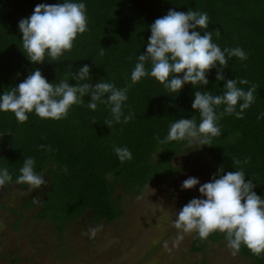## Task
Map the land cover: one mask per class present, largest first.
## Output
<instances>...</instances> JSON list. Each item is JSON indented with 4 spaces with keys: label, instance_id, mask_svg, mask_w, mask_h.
I'll return each mask as SVG.
<instances>
[{
    "label": "trees",
    "instance_id": "1",
    "mask_svg": "<svg viewBox=\"0 0 264 264\" xmlns=\"http://www.w3.org/2000/svg\"><path fill=\"white\" fill-rule=\"evenodd\" d=\"M61 2L0 0V94L17 86L36 68L55 83L60 78L70 79L72 72L87 64L91 83L105 79L117 88H128L124 113L131 112L134 117L128 123H108L112 119L109 106L98 105L92 111L87 107L88 97L84 105L73 106L67 118L59 121L31 113L28 121L18 123L11 112L0 113V165L7 166L13 175V182L2 187L27 188L15 183L26 157L34 158L35 171L48 182L41 197L22 202L24 209L37 208V220L50 223L63 235L68 223L87 213L93 224L117 220L122 215L114 197L117 187L135 195L149 184H162L178 173L172 162L185 141H159L166 137L170 123L179 118H195L199 124V112L191 105L194 92L205 89L188 84L173 97L169 95L175 94L154 78L145 77L136 84L130 79L138 55L146 51L149 26L169 9L207 13L212 42L221 50L239 47L246 52V61L232 57L223 74L227 79L248 80V85H238L245 91L255 85V102L245 110L243 119L224 115L218 121L222 134L203 148L215 173L220 166L226 172L242 168L246 181L253 179L254 191L264 197V118L258 119L264 113V0H83L88 30L77 37L61 61L33 65L21 50L18 22L29 17L38 4ZM217 70H211L207 77L206 90L213 94L224 91V81L216 80ZM69 83L74 86L76 82ZM216 111L223 112V106ZM114 146L127 147L132 159L121 163ZM221 242L226 240L219 232L204 241L194 234L190 251L201 253L208 244ZM238 255L264 264V254L253 255L246 247Z\"/></svg>",
    "mask_w": 264,
    "mask_h": 264
},
{
    "label": "clouds",
    "instance_id": "2",
    "mask_svg": "<svg viewBox=\"0 0 264 264\" xmlns=\"http://www.w3.org/2000/svg\"><path fill=\"white\" fill-rule=\"evenodd\" d=\"M209 25L207 13L169 9L166 15L149 26L151 34L146 51L137 57L131 83L151 77L169 93L175 94L169 95L173 97L188 84L194 89L198 85L205 89L194 92L191 105L199 112V124L195 118H179L170 123L168 133L160 143L187 141L190 145L208 146L222 134L218 121L224 115L243 119L245 110L255 102V85L245 91L238 85H248V80L227 79L223 74L232 57L246 61V52L239 47L221 50L212 42ZM18 28L22 34L20 49L30 63L59 62L66 52L71 51L77 37L88 30L86 4L83 0L38 4L29 17L18 22ZM213 69H218L216 80L224 81V91L220 94L206 90L207 77ZM90 72L91 67L85 64L72 72L70 79L60 78L54 83L36 68L17 86L0 94V113L11 112L18 123L28 121L31 113L41 119L59 121L67 118L73 106L84 105V98L88 97L87 107L92 111L97 110L98 105L109 106L112 119L108 123H128L133 119V113H124L128 88H117L105 79L93 84ZM69 80L75 81V85H70ZM220 106H223V112L218 114L216 109ZM261 118L264 113L258 117ZM113 151L121 163L132 159L127 147L114 146ZM233 163L239 164L240 161ZM35 166L34 158H24L19 175L15 177V183L26 185L29 192L46 184L45 178L35 171ZM12 182L13 175L8 167L0 165V186ZM198 185L200 198L191 199L177 212L173 227L183 234L194 233L201 241L219 232L233 256L242 247L256 256L264 254V197L254 191L253 179L246 181L242 168L226 172L220 166L210 182L201 184L198 178L189 177L182 182L181 190H192ZM101 228H91L85 235L94 238Z\"/></svg>",
    "mask_w": 264,
    "mask_h": 264
},
{
    "label": "rangeland",
    "instance_id": "3",
    "mask_svg": "<svg viewBox=\"0 0 264 264\" xmlns=\"http://www.w3.org/2000/svg\"><path fill=\"white\" fill-rule=\"evenodd\" d=\"M172 166L178 170L175 176L138 194L117 187L114 197L122 215L114 222L93 224L87 213L68 223L63 235L37 220V208L22 207L23 201L42 196L47 181L32 192L0 186V264H254L233 256L225 242L208 244L201 253L190 251L194 233H180L173 221L191 199L200 198L199 185L181 190V184L189 177L210 182L215 167L202 145L187 141ZM98 226L94 238L85 235Z\"/></svg>",
    "mask_w": 264,
    "mask_h": 264
}]
</instances>
